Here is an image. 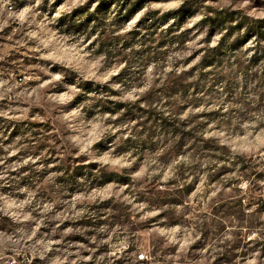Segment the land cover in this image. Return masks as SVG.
<instances>
[{"label":"clouds","instance_id":"clouds-1","mask_svg":"<svg viewBox=\"0 0 264 264\" xmlns=\"http://www.w3.org/2000/svg\"><path fill=\"white\" fill-rule=\"evenodd\" d=\"M0 264H264V0H0Z\"/></svg>","mask_w":264,"mask_h":264}]
</instances>
